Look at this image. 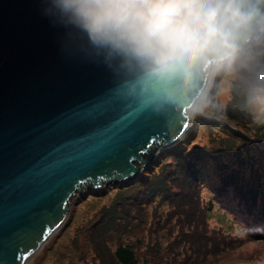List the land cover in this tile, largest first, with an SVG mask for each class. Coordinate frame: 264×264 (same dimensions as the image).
Listing matches in <instances>:
<instances>
[{"label": "water", "instance_id": "95a60500", "mask_svg": "<svg viewBox=\"0 0 264 264\" xmlns=\"http://www.w3.org/2000/svg\"><path fill=\"white\" fill-rule=\"evenodd\" d=\"M208 84L162 102L138 69L109 67L80 34L54 25L41 0H0V264H25L82 185L131 180L178 143Z\"/></svg>", "mask_w": 264, "mask_h": 264}, {"label": "rangeland", "instance_id": "374dc122", "mask_svg": "<svg viewBox=\"0 0 264 264\" xmlns=\"http://www.w3.org/2000/svg\"><path fill=\"white\" fill-rule=\"evenodd\" d=\"M244 87L242 79L221 74L206 92L207 105L202 103L203 113L220 118L221 110L226 107L232 113L233 126H241L242 133L232 134L227 129L216 128L198 109L189 128L191 132L176 145L161 150L133 179L111 182L98 189L82 185L68 202L62 229L30 256L26 264H110L108 252L116 246L117 238L123 244L135 243L137 264H192L195 252L187 241L189 235L181 228V222L190 212L185 208L189 206L177 208L173 201L165 199V186L161 184L165 171L163 160L177 149L195 152L192 157L198 167L199 186L187 187L191 193L192 215L197 218L194 222L205 221L209 231L222 232L226 239L220 248L226 256L216 264L264 262V210L255 206L257 200L253 201L246 194L254 190L250 189L246 177L255 174L252 165H248L250 161H257L259 169L256 172L261 173L257 181L264 177V148L261 149L264 147V121L255 120L245 105ZM233 91L236 93L234 97ZM240 145H245L247 152L243 149L252 157H237L234 149ZM150 170L154 172L149 181L138 184L141 176L150 175ZM172 187L179 190L174 182ZM153 189H156V195L150 202L135 201L136 198L151 197ZM259 189L262 191L260 186ZM115 202L127 210L134 204L136 209L131 214H119L123 213L119 206L121 212L111 211V217L103 219L101 225L91 232L104 208L112 207ZM201 209L206 214L205 220L200 215ZM151 233L159 237L160 244V250L153 254L149 248ZM207 248L214 250L212 243ZM175 253L182 254L176 256ZM97 254L103 256L104 263L99 261L101 257ZM215 255L209 254L208 259ZM185 259L188 261L183 262Z\"/></svg>", "mask_w": 264, "mask_h": 264}, {"label": "clouds", "instance_id": "9594fccd", "mask_svg": "<svg viewBox=\"0 0 264 264\" xmlns=\"http://www.w3.org/2000/svg\"><path fill=\"white\" fill-rule=\"evenodd\" d=\"M41 3L54 25L80 34L101 62L109 67L115 63L122 69H138L156 87L162 102L176 101L202 78L210 87L223 74L244 81L245 105L255 120L264 121V0ZM207 103L204 97L203 105ZM154 157L153 152L149 162Z\"/></svg>", "mask_w": 264, "mask_h": 264}, {"label": "trees", "instance_id": "16d2710c", "mask_svg": "<svg viewBox=\"0 0 264 264\" xmlns=\"http://www.w3.org/2000/svg\"><path fill=\"white\" fill-rule=\"evenodd\" d=\"M236 95L235 91H233V97ZM230 105V103H229ZM231 111L227 110L226 107L225 109L221 110V118L218 117L221 120L228 121L230 123H233L232 119L230 118ZM216 116V115H214ZM208 120V119H207ZM211 121L210 123L214 124V126L220 130H225L227 129L228 132H231L232 134H236L237 132L232 130L231 128H228L226 125L220 124L214 120H208ZM242 128L241 126H239ZM239 127H237L239 129ZM240 130V129H239ZM191 132V129H188L186 132L185 137ZM236 132V133H235ZM241 132V130H240ZM238 132V133H240ZM242 133V132H241ZM193 135V133H192ZM195 135V134H194ZM245 135V134H244ZM184 137V138H185ZM184 148V147H183ZM246 146L243 145V147L240 145L234 149L235 155L237 157L241 156H247V157H252L250 154L246 153L245 150L243 149ZM263 149V148H261ZM260 151V150H259ZM263 151V150H262ZM195 153V152H194ZM193 152H188V151H180L179 149L177 150H172L170 155L163 160L165 171L161 176V184H164L165 188V193L164 198L168 199L169 201H173L175 205L181 208H185L187 205L189 207L185 208V210H190L189 214L183 221L181 222V228L182 230L189 235V238L187 241L191 244V247L194 249V262L192 264H198L199 262H203V264H216L217 262H220V260H223V258L226 256V254L222 251H220V248L225 245V237L222 232H211L207 229L206 227V222H200L196 223L194 221H197V218L192 215V208L191 206V196L189 190H187V187H192V188H197L199 186V180L196 177V173L198 170V167L195 165V159L192 157ZM259 157L263 159L262 154L259 153ZM173 160V161H172ZM256 160H252L249 162L248 165H252L251 170L255 171V174L253 175H248L247 177V184H250V189H254L252 192H247L246 194L253 199V201L257 200V203L255 206H259L260 210H264V177L260 179V181H257L258 178L261 177V173H257L256 170L259 169L258 165L256 164ZM257 166V167H256ZM152 172L154 170H150L148 173L150 175L148 176H141L140 180L138 181V184L145 183L149 181L151 178ZM237 178V176L235 177ZM175 183L178 185V189H174L172 187V183ZM135 183V182H134ZM132 183V184H134ZM252 183H255V185L252 186ZM131 184V185H132ZM259 186L262 188V191L259 189ZM253 187V188H252ZM161 191V190H159ZM156 195V189L152 190V195L151 197H141L136 198V202L142 203L144 201H151ZM259 201V205H258ZM122 207L121 211L123 213H119L120 207ZM134 206V204H133ZM132 208L130 210H127L124 208L120 203H113L112 207H106L104 210L101 212V218L100 220L94 225L93 228L90 229V231H94L96 229V226H100L102 223V220L111 217V211L119 213V214H131L134 212L136 208ZM172 210V209H171ZM200 215L202 219H206V214H203L202 209L200 210ZM124 216L121 217V219ZM171 230V229H170ZM104 233V232H103ZM150 251L151 254H153L155 251L160 250V244L158 243L159 237L155 234L152 235L150 234ZM156 241L155 243L153 241ZM117 244L114 247V249L110 252H108V260L110 264H137L139 262L138 259V251H136L135 248V243H121L119 238L116 239ZM209 243H212L214 246V250L210 251L207 246ZM94 244H96V239L94 238ZM175 248V247H174ZM176 251V250H175ZM217 254L213 256L212 258L208 259L209 254ZM176 256L178 254L182 253H175ZM97 256L101 257L99 261L101 263H104L103 256L101 254H97ZM190 256V254H189ZM112 258V261H111ZM188 261V259H185L183 262Z\"/></svg>", "mask_w": 264, "mask_h": 264}, {"label": "snow or ice", "instance_id": "6c2138e0", "mask_svg": "<svg viewBox=\"0 0 264 264\" xmlns=\"http://www.w3.org/2000/svg\"><path fill=\"white\" fill-rule=\"evenodd\" d=\"M68 35L69 33L65 32L64 35H63V39L65 41V43H67V39H68ZM71 54H74V55H81L83 58L87 59L86 56H84V54L79 50V49H73V52ZM133 99V103H132V108L133 109H138L139 107H141V105L139 104V102L132 98Z\"/></svg>", "mask_w": 264, "mask_h": 264}, {"label": "bare ground", "instance_id": "6f19581e", "mask_svg": "<svg viewBox=\"0 0 264 264\" xmlns=\"http://www.w3.org/2000/svg\"><path fill=\"white\" fill-rule=\"evenodd\" d=\"M208 85H209V84H208ZM208 88H209V86H208ZM208 88H207V89L205 90V92L203 93V95H202V97H201V100H200V102L198 103V105L196 106V108L192 111L191 116H190L192 119H193V117H194V115H195V113L197 112L198 109H201V110H199V112H201V113L203 114L202 103H203V98L205 97ZM206 114H207V113H206ZM207 115H208V114H207Z\"/></svg>", "mask_w": 264, "mask_h": 264}]
</instances>
